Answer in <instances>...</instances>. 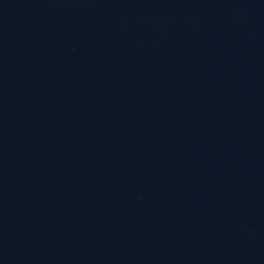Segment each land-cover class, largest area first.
Listing matches in <instances>:
<instances>
[{
	"label": "water",
	"instance_id": "obj_1",
	"mask_svg": "<svg viewBox=\"0 0 264 264\" xmlns=\"http://www.w3.org/2000/svg\"><path fill=\"white\" fill-rule=\"evenodd\" d=\"M0 264H264V0H0Z\"/></svg>",
	"mask_w": 264,
	"mask_h": 264
}]
</instances>
